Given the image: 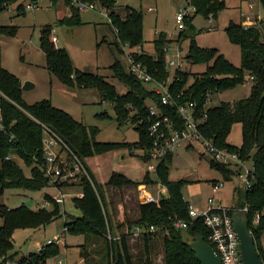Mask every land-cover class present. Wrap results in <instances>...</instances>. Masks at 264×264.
Instances as JSON below:
<instances>
[{"label": "trees", "instance_id": "obj_1", "mask_svg": "<svg viewBox=\"0 0 264 264\" xmlns=\"http://www.w3.org/2000/svg\"><path fill=\"white\" fill-rule=\"evenodd\" d=\"M82 3H93V0H79ZM264 4V0H260ZM69 7V16L60 18L57 25L69 28L82 25L79 10L72 5L71 0H64ZM193 11L192 16L184 20V30L175 42L177 44L188 39V50L185 54L186 62L194 65L206 64L201 74L177 72L175 82L170 83V92L174 104L163 106L160 97L153 90H147L145 83L135 77L115 61L110 67L113 78L126 87V91L118 93L115 86L99 75L84 73L71 63L65 49L57 48L50 41L49 27L42 29L39 39V49L45 55V66L52 76L65 87H77L87 90L95 89L101 103L111 105L114 117L106 112L97 115L100 119H114L118 127L130 123L138 133L137 141L128 143H100L96 141L99 130L92 126H84L71 115L57 107H53L49 100H41L28 105L21 99L22 83L0 65V90L7 99H2L1 108L5 132H0V193L8 189H28L40 191L49 187L44 177L42 136L40 124L48 127L62 139L74 156L83 164L85 173L79 174L76 185L81 186V196H74L72 204L80 210L81 216L70 218L63 225L65 233L83 237L80 245V259L82 264H154V242L159 239L162 243V259L164 264H200L187 241L200 235L204 242H208L209 229L203 225L201 219L192 220L188 214L189 203L183 199L181 190L190 183L189 180H170L169 165L172 152L166 154L157 164L155 179L145 173L141 182H133L124 175L111 173L106 183L98 185L88 172L85 159L93 155H104L106 152L126 148L129 153L138 152L142 161L146 162L152 149L153 138L148 130L149 112L147 106L154 103L160 112L170 119L179 121L176 111L177 105L185 102L196 104L197 117L201 119V132L205 138L218 149L237 154L244 162H250L255 175L251 186L243 190L235 208H248L246 213L249 231L255 240L259 259L264 264V249L260 245V235L264 232V36L262 29L256 25L244 26L241 23L229 22L225 33L230 44L240 48V66H233L216 49L202 48L196 43L199 32L192 26L196 16L205 19H216L220 11L225 9L224 0H187ZM55 3V2H54ZM11 4H18L17 11L24 10L20 0H0V12ZM100 6L109 15V28L115 36L114 46L118 52L124 53L122 46L127 44L131 49L133 63H139L147 69L148 74L160 82H167L170 73L165 72V50L172 39L164 32H159L151 41L154 54L148 55L142 48L143 14L140 11L126 7L123 15L115 12V0H99ZM15 28L0 25V35L15 34ZM210 64V65H209ZM248 80V81H247ZM243 83H251L250 95L245 99L235 100L233 103L221 102L216 107L206 108L208 99L218 93L234 89ZM203 114V116H202ZM235 124L241 126V144L231 145L227 138ZM8 157V158H7ZM22 161L30 168V175L26 176L16 163ZM211 160V159H210ZM214 168L224 181H230L237 176L238 169L226 167L211 160ZM232 169V170H231ZM214 183V182H213ZM165 188L166 196L160 195L158 204L140 203L139 217L127 224L112 226L111 214L107 210L103 190L112 188H137L138 185L157 186ZM66 188L67 184H61ZM60 185V186H61ZM43 199L51 204V209L41 207L31 210L27 206L7 208L0 205V260L13 261L15 264H47V260L58 257L61 246L57 242L45 243L36 252L19 255L14 251L13 235L17 230L41 229L62 216L60 207L64 203H54L51 196L43 195ZM63 214L65 212L63 211ZM258 215V221L254 219ZM184 221L188 225L185 229L174 226L175 221ZM154 227V233H144L140 237V251L130 250L127 244V230L133 232L135 228ZM124 227L123 233L120 230ZM118 232V233H117ZM118 234V235H117ZM58 243V244H57Z\"/></svg>", "mask_w": 264, "mask_h": 264}, {"label": "rangeland", "instance_id": "obj_2", "mask_svg": "<svg viewBox=\"0 0 264 264\" xmlns=\"http://www.w3.org/2000/svg\"><path fill=\"white\" fill-rule=\"evenodd\" d=\"M93 1L95 10L79 11L82 25L69 28L57 25V21L63 18L62 14L69 12V7L64 0H58L56 5L46 0L38 1L34 10H29L23 14L17 11L18 4L9 5L0 12V25L14 27L15 35H0V65L16 76L22 85L24 82L30 83V86L21 90V99L26 104L31 105L41 100H49L53 107L71 115L84 126L97 128L99 130L95 138L97 142L121 143L124 141L134 143L137 141L138 133L129 122L118 127L114 119L108 117L100 119L97 115L104 112L110 117H114L111 105L107 102L101 103L95 89L87 88L84 90L77 87H65L55 76L50 74L47 66H45V55L39 49L42 29L49 27L50 39L54 36L57 39V42L54 43L55 47L67 51L74 68L84 73L88 72L104 77L106 81L115 86L119 94L125 92L126 87L113 78L110 69L117 60L127 70L128 64L125 53L118 52L113 45L115 42L114 33L109 28L107 18L99 14L101 7L99 0ZM20 2L23 1L20 0ZM115 2V12L120 15L124 14L127 6L143 14L142 31L145 41L143 47L146 54H154L151 41L159 32L166 33L172 39L168 45L171 52L176 51L178 47L183 54H186L188 39L179 44L175 42L180 33L179 30L175 29V18L178 12L183 10L191 13V16L193 15L187 0H115ZM224 2L225 9L220 11L216 19L211 20V24L208 19L200 15L194 17L192 26L196 29L195 31L200 32L196 36V43L199 47L218 50L227 61L238 67L240 66V48L230 44L225 33V27L229 22L239 20V8L242 11L245 9L244 12L248 15L259 14L263 19L264 8L260 0H248L247 3H253L252 8H248L245 0H224ZM246 21L242 25L246 26ZM122 49L124 48L122 47ZM206 67V64L194 65L186 61L184 66L185 71L190 74H201ZM250 86L251 83H243L234 89L218 92L208 99L206 108L216 107L221 102L233 103L235 100L245 99L250 95ZM145 87L147 90H152L153 84H146ZM241 129L240 124H235L227 142L239 146L241 144ZM83 162L95 182L102 186L113 172L124 175L136 183L141 182L142 177L147 172L146 163L139 157L138 152L131 155L126 148L114 149L104 155H93ZM210 162V157L205 152V148L201 144L192 143V147L183 144L174 150L169 165L170 180L184 179L190 181L181 190V193L185 202L192 204L193 209L198 212L204 211L207 198L213 195L209 187L211 180L223 179L210 166ZM16 163L26 176L30 175V168L21 160L16 159ZM248 165L250 166V162ZM149 177L152 180L155 179L152 173H149ZM231 185L243 188L242 181L237 176L226 182L219 191V197L222 198L223 204L230 203L232 196L229 189ZM141 188L138 185L137 188H122V190L106 188L103 190L113 228L118 224L123 225L127 224V221L138 219V206L142 203V194L139 191ZM62 191L68 198L60 207L61 217L45 227H41V229L25 228L15 231L13 247L18 254L26 255L34 252L48 240H55L59 237L58 243L62 250L58 257L47 260V264H82V262L79 263V260L83 237L63 233V225L66 221L81 216L80 210L72 204V199L76 195L79 197L78 194L81 193L82 188L75 185ZM145 192L158 200L161 198L157 186L145 185ZM44 194L52 197L56 195V191L51 187H45L40 191L8 189L0 193V205H5L7 208L25 205L31 210H38L44 203ZM51 207V204L47 203L45 209L50 210ZM261 214L264 215V208ZM123 230L124 227L119 233L122 234ZM259 240L264 249V232L261 233ZM154 243V264H164L162 243L159 239ZM137 252L135 251V253Z\"/></svg>", "mask_w": 264, "mask_h": 264}, {"label": "built area", "instance_id": "obj_3", "mask_svg": "<svg viewBox=\"0 0 264 264\" xmlns=\"http://www.w3.org/2000/svg\"><path fill=\"white\" fill-rule=\"evenodd\" d=\"M27 3L23 6L26 10H33L38 1L44 0H26ZM52 1V0H46ZM73 6H75L80 12L85 10H95L94 3H82L79 0H71ZM99 14L107 18L110 23L109 15L102 6L99 8ZM191 13L183 10L176 15V30L180 32L184 29V20ZM158 34V33H157ZM156 34V35H157ZM51 43L57 42V39L53 36L50 39ZM126 56L127 64H129L130 72L143 81L145 84H153V92L160 97V103L163 106L174 104L173 95L170 92V83L175 82V75L177 72H185V54L177 47L176 51L171 52L170 47L165 50L166 65L165 72L170 73V78L167 82H160L151 77L147 69L141 66L139 63H133L131 59V49L127 44L122 46ZM126 50V52H125ZM142 48L138 47L136 51H141ZM170 54V55H169ZM151 90V91H152ZM2 99H7L6 95L0 90V132H5L3 124ZM149 112V125L148 130L150 136L153 138V147L149 152V158L146 160L147 173L154 174L157 168L159 160L165 157L170 152L180 148L183 144H188L192 147V143L201 144L205 148V152L209 155L210 159L218 164H223L226 167L238 169L237 177L242 181V187L244 190L250 188L252 181L255 178L253 175V166L248 162L241 160L237 154L230 153L224 149L216 148L210 140L204 137L201 132V119L197 117L196 104L193 102H185V104L177 105L176 111L179 116V121L170 119L163 112H160L156 105L149 103L147 106ZM203 116V114H202ZM43 131L42 136V148L44 165L42 166L44 177L48 180L49 187L56 191V195L52 196L54 203L66 202L68 196L63 193V187L61 184H67L66 188H71L78 182V175L84 174L83 164L74 156L70 149L64 144L62 139L51 131L48 127L40 124ZM8 158V157H7ZM61 185V186H60ZM223 182H215L211 184L210 191L213 195L217 194L220 188H222ZM141 201L142 203H158V199L147 194L145 192V185H141ZM165 192V188L158 189V192ZM77 196V195H76ZM79 197L81 193L78 194ZM46 203H43L42 207H45ZM248 208H228L214 206V198L207 199L206 206L203 212H198L193 207L188 205V214L192 220L201 219L204 226H206L210 233L208 235V243L213 248L217 258H219L220 264H242V260L239 254L236 234L232 225V217L237 213L245 214ZM258 215L254 219V223L258 221ZM188 224L184 221H175L174 226L179 229L187 228ZM156 230L154 227L135 228V236H140L144 233H154ZM54 243L57 240H48L46 243ZM0 264H15L13 261H5L3 258L0 260Z\"/></svg>", "mask_w": 264, "mask_h": 264}, {"label": "water", "instance_id": "obj_4", "mask_svg": "<svg viewBox=\"0 0 264 264\" xmlns=\"http://www.w3.org/2000/svg\"><path fill=\"white\" fill-rule=\"evenodd\" d=\"M30 86V83L24 82L21 90ZM158 189H162L161 184L157 185ZM161 194H167L162 191ZM232 225L236 234L237 241H239L238 249L242 260V264H263L259 259L256 251L255 240L249 231V224L245 214L237 213L232 217ZM188 247L193 251L195 258L200 264H220L213 248L208 242H204L200 235L192 237L187 242Z\"/></svg>", "mask_w": 264, "mask_h": 264}, {"label": "crops", "instance_id": "obj_5", "mask_svg": "<svg viewBox=\"0 0 264 264\" xmlns=\"http://www.w3.org/2000/svg\"><path fill=\"white\" fill-rule=\"evenodd\" d=\"M21 1H23V2H21L22 3V5L24 6L26 3H27V1L26 0H21ZM247 1L248 0H245V2L247 3ZM55 2V3H54ZM58 3V0H52L51 1V4H54V5H56ZM252 4L253 3H247V5H248V8H252ZM262 6H263V8H264V4H262ZM37 7V4H36V6H35V8ZM227 7V6H226ZM34 8V9H35ZM33 9V10H34ZM29 10H26L25 8H24V10H22V11H20L19 13H25V12H28ZM244 11H246L245 9H244ZM244 11H242L240 8H239V20L238 21H235L236 23H244V21L245 20H247L246 22V26H249V25H256V26H258L259 28H261L262 29V33H263V36H264V22H263V18H261L260 16H259V14H252V15H248V14H246ZM18 13V12H17ZM242 15V16H241ZM62 16L63 17H68L69 16V12L68 13H63L62 14ZM211 20H213V19H209L208 20V22L211 24ZM200 33V32H199ZM198 33V34H199ZM153 40V39H152ZM195 40H196V38H195ZM145 42V41H144ZM198 45V44H197ZM199 46V45H198ZM143 47V46H142ZM144 52H145V50H144V47H143V49H142ZM220 181H222L223 182V186H224V184L226 183V182H228V181H224L223 179H220V180H216V179H214V180H211V182H210V186L209 187H211V184L214 182H220ZM75 186V185H74ZM141 186V185H140ZM220 191V190H219ZM219 191H218V193L217 194H215V195H212L211 197H213L214 198V206H218V207H221V206H224V207H228V208H235L236 207V205H237V202L239 201V199H240V194L241 193H243V188H240L239 186H236V185H231L230 186V189H229V192H230V194H231V196H232V198H231V200H230V203L229 204H223L222 203V198L220 199V197H219ZM208 198H210V197H208ZM207 198V199H208ZM207 202V201H206ZM44 203H45V201H44ZM190 204V203H189ZM206 204V203H205ZM191 206H193L192 204H190ZM120 222H121V220H120ZM121 223H123V222H121ZM63 233H65L64 232V229H63ZM125 233L128 235L127 236V244L129 245V248H130V250L132 249V251H139V249H140V238H139V236H135V233H134V231L133 232H131V233H129L127 230L125 231ZM59 239V237L58 238H56L55 240H58ZM134 246L136 247L135 249H134ZM42 246H39L38 247V249L36 250V251H38L40 248H41ZM137 249V250H136ZM15 251V250H14ZM36 251H34V252H36ZM19 255H23V254H19ZM82 262V260L80 259L79 260V263H81Z\"/></svg>", "mask_w": 264, "mask_h": 264}]
</instances>
